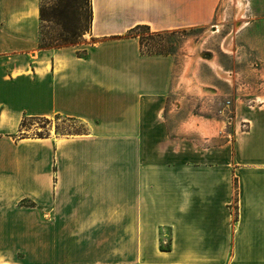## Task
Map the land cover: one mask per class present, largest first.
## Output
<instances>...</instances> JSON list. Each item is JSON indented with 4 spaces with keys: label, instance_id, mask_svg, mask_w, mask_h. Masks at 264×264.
Masks as SVG:
<instances>
[{
    "label": "crops",
    "instance_id": "1",
    "mask_svg": "<svg viewBox=\"0 0 264 264\" xmlns=\"http://www.w3.org/2000/svg\"><path fill=\"white\" fill-rule=\"evenodd\" d=\"M220 2L90 0V44L43 49L39 0H0V264H264V98L230 133L175 120V58L126 36L208 27ZM53 116L86 130L22 133Z\"/></svg>",
    "mask_w": 264,
    "mask_h": 264
},
{
    "label": "rangeland",
    "instance_id": "2",
    "mask_svg": "<svg viewBox=\"0 0 264 264\" xmlns=\"http://www.w3.org/2000/svg\"><path fill=\"white\" fill-rule=\"evenodd\" d=\"M58 1L40 0L45 8L56 5L62 10L65 3L68 5L64 14H56L52 23L43 25V42L66 39L74 41V46L89 45L88 0ZM240 24L243 28H237ZM139 35L143 53L175 58L168 98L175 120L188 114L222 119V131L230 133L234 103L256 104L264 98V0H240L239 5L234 0H221L208 27L179 29L160 36L139 30ZM25 125L22 133L34 137L70 136L86 130L79 121L61 116L27 118Z\"/></svg>",
    "mask_w": 264,
    "mask_h": 264
},
{
    "label": "trees",
    "instance_id": "3",
    "mask_svg": "<svg viewBox=\"0 0 264 264\" xmlns=\"http://www.w3.org/2000/svg\"><path fill=\"white\" fill-rule=\"evenodd\" d=\"M71 1H76V0H59L58 3L62 4L64 2H71ZM64 8L62 10L57 9L56 5L51 6L50 8H45V6H42L40 4L39 0V19H40V34H39V47L43 49H53V48H61V47H66V46H74L75 42L74 41H67L66 39H62L60 42H43V33H42V28L43 25L52 23L55 19L56 14L62 15L66 11V6L67 3H65ZM57 9V10H56ZM88 29L90 30V25H91V6H90V0H88ZM139 30H143V32H146L149 36H160L161 34H164L166 32H152L148 26L145 25H137L133 28H131L126 36L128 37H135L139 40L140 43V48L141 52L142 47H143V38L141 35H139ZM83 32V31H82ZM82 32L80 31V34L78 33V36L80 37ZM145 54H150V55H167L163 53H157V52H151V53H145ZM27 118H24L21 127L25 128V121ZM32 119V118H30ZM41 137V136H40Z\"/></svg>",
    "mask_w": 264,
    "mask_h": 264
},
{
    "label": "bare ground",
    "instance_id": "4",
    "mask_svg": "<svg viewBox=\"0 0 264 264\" xmlns=\"http://www.w3.org/2000/svg\"><path fill=\"white\" fill-rule=\"evenodd\" d=\"M238 5L240 4V0H234ZM243 25H244V23H242ZM242 24H240V25H238L237 26V28H240V26L242 25ZM243 25H242V28H243ZM226 46V45H225ZM195 49V46H192V49ZM196 50V49H195ZM195 58H197V57H199L197 54L194 56ZM200 57H202V56H200Z\"/></svg>",
    "mask_w": 264,
    "mask_h": 264
},
{
    "label": "built area",
    "instance_id": "5",
    "mask_svg": "<svg viewBox=\"0 0 264 264\" xmlns=\"http://www.w3.org/2000/svg\"><path fill=\"white\" fill-rule=\"evenodd\" d=\"M240 128L242 130H246L247 129V126L245 125V123H241Z\"/></svg>",
    "mask_w": 264,
    "mask_h": 264
},
{
    "label": "water",
    "instance_id": "6",
    "mask_svg": "<svg viewBox=\"0 0 264 264\" xmlns=\"http://www.w3.org/2000/svg\"><path fill=\"white\" fill-rule=\"evenodd\" d=\"M213 29H215V28H213Z\"/></svg>",
    "mask_w": 264,
    "mask_h": 264
}]
</instances>
